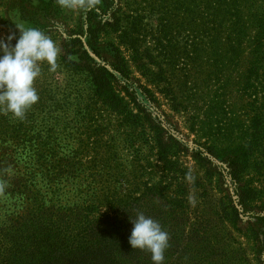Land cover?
<instances>
[{"label": "trees", "instance_id": "16d2710c", "mask_svg": "<svg viewBox=\"0 0 264 264\" xmlns=\"http://www.w3.org/2000/svg\"><path fill=\"white\" fill-rule=\"evenodd\" d=\"M142 3L146 9L139 7ZM142 3L136 8L127 3L125 8L122 0H97L86 11V34L95 54L101 56V36L117 33L145 83L135 85L129 62L118 46L107 65L85 66L102 106L125 115L133 128L142 125L151 138L157 164L142 167L150 170L149 179H137L130 193L123 196L100 193L95 181L88 185L90 201L70 209L46 205L38 189L21 213L0 223V264H152L150 252L134 250L128 243L133 227L129 217L134 218L137 212L158 221L168 233L164 264H254L231 240L236 242L234 230L243 233L244 223L251 225L252 219L264 223V215L255 209L262 198L261 188L253 184L264 177V0ZM155 15H164L165 27L174 19L178 34L174 43L168 31L164 38L151 33L155 28L149 27V20ZM149 36L155 40L152 45L146 43ZM78 42L83 48L81 58L95 61L83 42ZM181 63L183 68L171 71ZM207 70L212 89L207 81L202 85ZM119 82L124 83V89L116 87ZM122 90L131 106L125 103ZM162 98L177 112L187 111L188 102L194 104L193 129L197 132L204 123L198 111L201 101L218 104L224 98L228 103L230 121L224 133L195 140L191 149L210 178L218 173L232 188L221 190L212 214L194 208L189 170L179 159L189 146L153 115ZM79 155L77 150L70 151L62 159L65 172L56 175L69 176L84 168L87 162ZM216 163L222 164L220 170ZM100 167L94 165L98 177L103 176L100 169L106 168ZM58 182L52 179L51 186ZM259 238L256 235L253 240Z\"/></svg>", "mask_w": 264, "mask_h": 264}, {"label": "rangeland", "instance_id": "374dc122", "mask_svg": "<svg viewBox=\"0 0 264 264\" xmlns=\"http://www.w3.org/2000/svg\"><path fill=\"white\" fill-rule=\"evenodd\" d=\"M122 3L125 8L127 3L132 4L131 8H136L142 0H122ZM142 5L139 7L147 8L145 4ZM163 16L155 15L149 20L152 23L149 27L155 28L151 33L164 38L168 31L174 43V37L178 35L175 32L176 23L171 19V23L165 27L167 24L161 20ZM17 25L39 28L57 42L60 55L55 71H51L47 63L41 64V75L34 84L40 99L27 111L23 120L14 119L10 114H0V223L12 214L21 213L23 205L31 202L30 198L35 196L38 189L46 205L70 209L90 201L92 192L88 185L95 181V188L100 193L123 196L130 193L137 179L148 180L150 170L145 168L157 164L151 138L142 125L133 128L125 115L112 113L102 106L95 96L88 66H85L107 65L115 54L114 46H118L129 62L135 85L145 83L141 70L132 61L131 52L119 43L118 34L110 32L101 36L98 45L101 56H98L86 34V11L63 9L56 0H0V36L15 32L18 38ZM78 40L83 42L95 61L81 58L83 48ZM148 42L152 45L155 40L149 36ZM178 65L176 70L171 71L184 66L182 63ZM152 67L158 70L156 66ZM208 72L205 71L201 78L204 81L202 85L207 81L209 89H212L213 81L208 77ZM116 87L124 89V83H116ZM122 91L125 103L131 106V99ZM161 101L153 115L167 123L165 127L169 128L170 133L189 146V150L184 149L180 153L179 159L189 170L188 181L193 186L194 208L212 214V205L215 206V202L220 200L221 190L228 187L231 191L232 188L228 180L226 184L220 180L218 173L210 178L207 168L192 156L191 149L196 144L195 140L205 141L210 134L220 137L224 133L230 121L226 111L228 103L224 98L218 104L201 101L198 111L204 123L197 132L193 129L197 113L194 104L188 102L187 111L177 112L171 109L167 100L162 98ZM72 150H77L79 157L87 163L69 176H57L56 173L65 172L66 165L62 159ZM94 165L106 167L100 169L102 177H98L99 169L96 170ZM216 165L219 166L218 170L222 168L221 163ZM142 167L145 168L142 170ZM158 176L156 179H159ZM54 178L59 185L51 186ZM258 178L256 174L255 179ZM253 184L258 185L262 192L255 209L264 215V177ZM252 220L255 223L242 225L244 234L234 230L236 242L232 238L231 245L241 246L254 264H264V223L260 225L257 220ZM256 235L260 240H253Z\"/></svg>", "mask_w": 264, "mask_h": 264}, {"label": "clouds", "instance_id": "9594fccd", "mask_svg": "<svg viewBox=\"0 0 264 264\" xmlns=\"http://www.w3.org/2000/svg\"><path fill=\"white\" fill-rule=\"evenodd\" d=\"M97 0H56L59 7L87 11ZM15 32L0 36V114L23 120L27 111L39 102L34 84L41 75V64L47 63L51 71L57 68L60 48L57 42L39 28L18 26ZM15 41V44H13ZM133 225L128 243L134 250L151 253L152 264H164L169 247V236L161 224L137 212L130 215Z\"/></svg>", "mask_w": 264, "mask_h": 264}]
</instances>
